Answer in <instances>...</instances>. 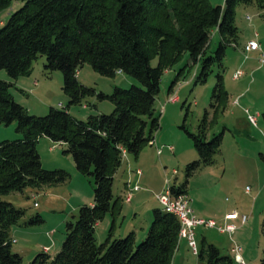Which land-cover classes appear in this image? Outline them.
<instances>
[{"label":"trees","instance_id":"trees-1","mask_svg":"<svg viewBox=\"0 0 264 264\" xmlns=\"http://www.w3.org/2000/svg\"><path fill=\"white\" fill-rule=\"evenodd\" d=\"M20 2L0 24V69L10 80L0 78V124L17 121L22 138L0 142V264H23V257L12 248L11 229L26 214L3 195L45 184L64 182L65 169L43 167L38 150L40 137L66 144L77 169L95 181L94 202L80 207L66 225L60 251L38 253L28 264H173L180 248L181 222L177 215L154 208L153 220L145 239L137 242L133 230L127 236L98 243L96 226L108 212L121 208L115 197V174L123 162V150L136 156L155 139L160 128L156 99L164 73L185 52L194 63L202 61L198 80L207 79L211 63L222 60L228 44L236 41V7L255 3L264 9V0H0V13ZM222 38L216 56L205 57L212 30ZM46 56L49 71L60 69L64 91L70 104L97 94L115 104L111 113H94L86 120L68 108L51 107L43 116L29 112L12 93L15 79L32 72L34 61ZM158 58V64L152 60ZM86 63L103 75L125 72L138 79V85L116 87L113 93L97 92L79 80V69ZM121 71V72H119ZM180 74L170 86V92ZM216 112L229 99L222 77L214 95ZM208 111L194 139L199 159L188 164V175L215 161L223 140L222 133L208 139ZM264 118V112H263ZM175 194L187 193V183L172 186ZM43 221L41 214L31 223ZM264 233V220L262 225ZM201 264H234L230 255L204 237L199 246ZM264 264V253L261 263Z\"/></svg>","mask_w":264,"mask_h":264},{"label":"rangeland","instance_id":"rangeland-1","mask_svg":"<svg viewBox=\"0 0 264 264\" xmlns=\"http://www.w3.org/2000/svg\"><path fill=\"white\" fill-rule=\"evenodd\" d=\"M211 2L218 5L224 4L225 0ZM20 5L15 2L1 12L0 24ZM235 22L238 27L236 41L227 45L222 60L215 59L211 63L206 80H198L202 61L194 63L189 52L164 73L155 104L161 123L155 132L156 144H148L137 156L127 152L123 158L113 185L115 197H120L121 208L114 214L108 212L97 224L98 243L105 242L110 233L112 238H120L133 230L137 242L143 241L153 220L154 208H162L157 194L169 186L180 187L187 183L186 194L198 215L215 219L218 224L226 221L235 224L232 232L220 231L217 227H196L199 246L205 237L222 254L230 255L234 264L261 263L264 253V62L261 61L264 9L255 3H241L236 7ZM221 38L219 30L214 28L205 57L216 56ZM252 39L260 42L262 50L251 51L246 57L243 49ZM46 61V56L40 55L34 61L31 73L14 80V98L30 113L43 116L51 107L68 108L77 118L86 120L94 113L114 111L113 101L97 94L70 104V97L63 89V72L60 69L49 71L45 67ZM152 64H158L157 57ZM239 69L244 73L236 79L234 73ZM179 74V81L170 92V86ZM78 76L83 84L108 94L116 87L129 88L140 83L125 72L103 75L89 63L79 69ZM220 76L229 99L216 112L217 102L213 95ZM0 78L11 79L6 69H0ZM176 92L179 100L170 101L169 97ZM246 109L257 116L259 126L250 122ZM207 111L208 139L222 133L221 150L215 155L214 163L204 164L188 175V164L199 159L194 139L188 132L199 131ZM17 126V121L0 124V142L22 138ZM162 145L163 152L159 154L157 146ZM171 145L173 149L169 148ZM37 146L44 168L65 169L70 175L64 182L3 195L4 199L26 210L11 229L12 248L22 255L23 264H28L44 250L51 254L60 251L67 222L75 219L81 206L92 204L95 196L94 178L77 169L72 154L65 152L66 144L42 136ZM139 169L143 174L139 175ZM128 184L130 187L139 186L130 201L125 197ZM233 211L239 215L226 220L225 215ZM38 214L43 221L31 223L30 219ZM184 240L173 264H201L199 255L194 254ZM237 248H241L242 262L235 257Z\"/></svg>","mask_w":264,"mask_h":264},{"label":"built area","instance_id":"built-area-1","mask_svg":"<svg viewBox=\"0 0 264 264\" xmlns=\"http://www.w3.org/2000/svg\"><path fill=\"white\" fill-rule=\"evenodd\" d=\"M234 46L238 47V44L234 43ZM253 50H262L261 44L257 39H252L244 46L243 51L245 52L246 57L249 56V52ZM261 61L264 62V53H261ZM121 72V71H119ZM244 71L242 69L237 70L234 73V78H240L243 75ZM170 101L179 100V96L176 93H173L169 97ZM248 113V119L254 126H259L258 118L256 115L251 114L249 109H246ZM150 144L155 145L156 140H152ZM164 146H157L158 153L161 154ZM170 149H173V146H169ZM127 154L126 150H123V156L125 157ZM139 174H142V170H138ZM130 182V181H129ZM128 191L125 195L126 200L130 201L133 198L134 192L139 189V186L130 187L128 184ZM157 199L161 203L164 210L169 211L177 215L181 222V230H180V239H186L189 247L192 249L194 254H199V243L196 237V227L198 226H207V227H217L220 231H229L235 228V224L228 223L226 221L225 224H218L215 219L205 218L198 215L193 207L191 206V200L186 193L175 194L172 190V186L167 187L164 191L157 194ZM239 213L237 211L229 212L225 215L226 220L230 218L237 217ZM246 219V216H243V220ZM241 249V248H239ZM239 249H236V259L239 261H243L242 256L239 252Z\"/></svg>","mask_w":264,"mask_h":264},{"label":"crops","instance_id":"crops-1","mask_svg":"<svg viewBox=\"0 0 264 264\" xmlns=\"http://www.w3.org/2000/svg\"><path fill=\"white\" fill-rule=\"evenodd\" d=\"M257 51H259V50H253V52H257ZM155 139H156V137H155ZM151 145H153V144H151ZM162 146H164V145H162ZM162 152H163V150H162ZM142 174H143V171H142ZM139 175H141V174H139ZM188 193V192H187ZM184 240V239H183ZM183 240L181 241V244H180V248L179 249H181V246H182V244H183ZM186 240V239H185ZM184 240V241H185ZM185 243H186V245H188V242H187V240L185 241Z\"/></svg>","mask_w":264,"mask_h":264}]
</instances>
